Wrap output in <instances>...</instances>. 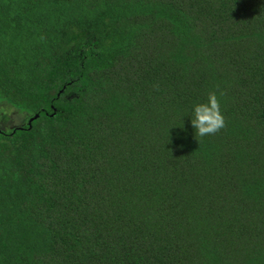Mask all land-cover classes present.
<instances>
[{"label":"trees","instance_id":"1","mask_svg":"<svg viewBox=\"0 0 264 264\" xmlns=\"http://www.w3.org/2000/svg\"><path fill=\"white\" fill-rule=\"evenodd\" d=\"M0 97V264H264V0H0Z\"/></svg>","mask_w":264,"mask_h":264},{"label":"clouds","instance_id":"2","mask_svg":"<svg viewBox=\"0 0 264 264\" xmlns=\"http://www.w3.org/2000/svg\"><path fill=\"white\" fill-rule=\"evenodd\" d=\"M191 124L200 136L218 132L225 126V118L216 92H209L207 100L191 107Z\"/></svg>","mask_w":264,"mask_h":264},{"label":"rangeland","instance_id":"3","mask_svg":"<svg viewBox=\"0 0 264 264\" xmlns=\"http://www.w3.org/2000/svg\"><path fill=\"white\" fill-rule=\"evenodd\" d=\"M32 114L21 110L0 97V130H10L25 125Z\"/></svg>","mask_w":264,"mask_h":264},{"label":"water","instance_id":"4","mask_svg":"<svg viewBox=\"0 0 264 264\" xmlns=\"http://www.w3.org/2000/svg\"><path fill=\"white\" fill-rule=\"evenodd\" d=\"M32 119H33V118H32ZM32 119H31V120H32Z\"/></svg>","mask_w":264,"mask_h":264}]
</instances>
